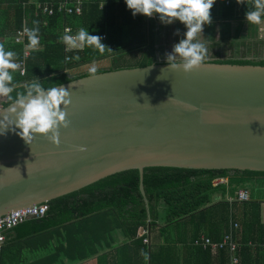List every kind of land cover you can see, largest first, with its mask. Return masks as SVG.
I'll return each mask as SVG.
<instances>
[{"label":"trees","instance_id":"obj_1","mask_svg":"<svg viewBox=\"0 0 264 264\" xmlns=\"http://www.w3.org/2000/svg\"><path fill=\"white\" fill-rule=\"evenodd\" d=\"M29 1L13 0V5L7 7L3 6V0L0 1V47L13 51L15 62H19L24 45L14 42L12 38L22 28L27 16L28 25L38 29V43L44 46L41 50L31 51L26 59L24 76L20 75L18 68L12 73L11 86L14 90L23 91L25 85L33 80H38L45 87H52L92 75L89 69L82 70V67L107 58H111L112 64L95 68L94 74L165 62V47L160 44V38L169 28H164L155 20H146L142 14L133 16L131 10L115 0H105L103 5L101 0H81L80 15L59 10L60 3L65 0H37L40 6H27ZM68 1L74 3L77 0ZM47 3L55 8L52 15L43 10ZM233 8L231 2L223 10L230 13ZM216 9L215 0L210 11ZM120 12L126 14L127 20H114ZM64 26H71L76 31L83 28L101 37L104 35L102 43L106 47L103 51L87 45L82 49L65 50V45L60 41ZM26 42L29 43L28 40ZM133 50L140 51L136 64L124 66L123 59L119 57ZM77 56L79 59H74ZM206 61L205 57L203 62ZM212 61L264 65V59L235 57ZM3 106H7L6 100ZM221 179L225 182H220ZM254 184L264 188V171L146 167L143 172L144 196L140 190V171L129 169L47 202L49 209L44 217L26 219L13 229L24 226L27 234L35 233L39 240L46 238L42 233L49 230L48 234L51 233L59 241V247L67 248L70 254L76 252L75 257L71 255L77 261L105 251L98 256V261L109 264L106 249L116 246L115 235L121 231L125 242L115 248L114 262L110 264H119L118 259L124 253L130 259L128 264H230L227 249L214 252L209 246L195 245L194 241L205 235L213 242H220L229 232L232 219L241 224L234 232L236 240L241 243L237 252L240 258L238 264H261L259 254L254 253L248 243L264 244L262 202L259 201L263 199L264 191H258L261 193L259 197L251 192L250 200L245 202L226 200L228 195L234 200L239 189H251L250 185ZM216 197L220 200L216 201ZM237 204L242 208L240 214L234 212ZM29 229L34 231L29 232ZM141 229L148 230L146 236L149 243H144L145 235H139ZM11 230L6 232L8 236ZM157 238L162 239L163 243L155 244ZM178 243L186 249L181 260L176 253Z\"/></svg>","mask_w":264,"mask_h":264},{"label":"water","instance_id":"obj_2","mask_svg":"<svg viewBox=\"0 0 264 264\" xmlns=\"http://www.w3.org/2000/svg\"><path fill=\"white\" fill-rule=\"evenodd\" d=\"M57 86L70 103L56 144L0 135V216L129 169L144 196L146 167L264 171V65L159 61Z\"/></svg>","mask_w":264,"mask_h":264},{"label":"clouds","instance_id":"obj_3","mask_svg":"<svg viewBox=\"0 0 264 264\" xmlns=\"http://www.w3.org/2000/svg\"><path fill=\"white\" fill-rule=\"evenodd\" d=\"M124 3L133 16L142 14L152 17L155 14L165 25L178 21L184 26L182 34L180 29L174 31L179 38L172 44L171 50L163 54L168 68L189 72L204 61L209 50L197 36L202 35L203 26L211 22L210 9L215 0H124ZM236 3L247 4V0H236ZM262 17L264 0H253L250 8L247 5L245 20L259 24ZM37 31L33 28L26 33L32 47L38 44ZM102 39L80 28L75 34L63 35L62 42L69 48L82 49L87 45L103 51L106 45ZM17 68L15 53L0 47V97L5 98L7 103L0 114V135L16 131L26 143H30L34 134H44L56 144L58 128L68 124L64 108L70 103L69 92L63 86L45 87L38 80L27 83L23 91L14 90L11 86L12 73ZM89 72L94 74L96 69L90 68Z\"/></svg>","mask_w":264,"mask_h":264},{"label":"crops","instance_id":"obj_4","mask_svg":"<svg viewBox=\"0 0 264 264\" xmlns=\"http://www.w3.org/2000/svg\"><path fill=\"white\" fill-rule=\"evenodd\" d=\"M12 1L13 0H3V6L7 7L13 5L11 4ZM115 1L119 2L121 5H125L124 0H115ZM227 1H229V4L226 3ZM104 2L106 3L105 0H101L102 5L104 4ZM231 2L234 4V8H233L234 10L230 13H226V10H223V7L229 6ZM216 3H217V9L215 11H210L212 17L211 22L208 24V26L204 25L202 35L198 34L197 36V39L204 42L209 50L207 52L206 59L218 60V59H227V58H235V57L256 59V60L264 59V17L261 18V22L259 24L248 23L244 18V13L247 11V5L250 8L251 5L253 4V0H247V4L246 3L237 4L236 0H216ZM32 4L38 5L39 3L37 0H30L27 6H31ZM117 16L118 17L114 18V20H127L125 17L126 16L125 13L122 14L120 12V15ZM28 18L29 17L27 16L24 18V20H28ZM146 20L149 19L146 17ZM162 25L165 26L164 28H166V26L167 28L169 27L178 28L180 29L181 34L185 30L184 26L178 21L177 23L173 22L168 25L165 24ZM165 32L166 30L163 32L160 38V44L162 46H164L165 44L164 43V38L166 34ZM207 37L210 40H208ZM160 44H158L157 47ZM31 48L33 51L41 50L44 48V46L38 43L35 47L31 46ZM134 51H138L140 55L139 50H134ZM165 52L166 50H164V53ZM111 64H112L111 58H107L99 62L93 63L91 65H88L87 67H82V69L87 70L93 67L94 68L108 67ZM4 100L5 98L0 97L1 102H4ZM248 190L251 194L250 189ZM257 196L259 197L260 195ZM262 197L263 199L261 200L259 199V201L262 202L261 222L264 223V196ZM215 200L216 201L220 200V198L216 197ZM226 200L230 202H241L237 199V193L234 200L229 195L226 196ZM237 205L238 208H236L234 212L236 214H240L242 208L240 209L239 206L240 204ZM234 223H238V225H240L238 226V228L241 227L239 221H233L231 219L230 229ZM26 231L27 229H24L23 226L18 230L15 229L11 230L9 236L8 233L6 234V241L4 243L2 252L0 253V264H100V262L98 261V256L105 253V251H101V253H99L98 255H93L92 257L86 260L77 261L74 259L76 252L74 251L71 252V254L74 256L73 257L67 248L64 249L59 247L60 245L59 241H57V239H54V237L51 236V233L48 234L49 230H46L44 231V233H42L45 234L46 237L43 240H39L36 237L37 235H35V233H30L29 235L27 234ZM31 231L34 230L29 229V232ZM62 232H64V230H62ZM139 233H140L139 235H142L141 230L139 231ZM115 237H116V246L110 250L106 249L107 252L109 253V258L107 262L109 264L111 262H114L113 257H115L116 249L125 242L124 239L125 237L123 236L121 231H118ZM161 242L163 243V240L160 238H157L155 240V244L157 245L160 244ZM248 244L249 246H252L253 248L252 250L254 251V253L259 254L258 257L260 258L259 259L260 263L264 264V244L255 245L252 244L251 242H249ZM240 245L241 243H239V247ZM176 251H177L176 253L179 255L180 260L181 257L186 254L185 252L186 249L185 246L183 247V244H179L178 249L176 248ZM118 261L119 264H128V261L130 262V259H128V257L124 253L123 256L118 259Z\"/></svg>","mask_w":264,"mask_h":264},{"label":"built area","instance_id":"obj_5","mask_svg":"<svg viewBox=\"0 0 264 264\" xmlns=\"http://www.w3.org/2000/svg\"><path fill=\"white\" fill-rule=\"evenodd\" d=\"M229 4V1L226 2ZM40 6V4H39ZM43 10L48 15H52L55 11V8L52 4H45L43 6ZM59 10H64L68 14H78L80 15L82 13V1L77 0L74 3L69 2L68 0H65L64 2H61L59 5ZM147 17V16H146ZM148 19L155 20L159 24L161 23L156 15L154 14L152 17H147ZM177 22V21H174ZM32 30V28L28 25L27 20H24L23 26L21 29H18L16 33L13 35V41L16 43H20L24 45L23 53L21 56V59L19 60L18 64V71L20 75L24 76L26 74V59L30 56V53L32 51L31 46L26 42L27 40V31ZM77 31L72 28L71 26H64L60 41L62 42V37L65 34H75ZM103 37H105L103 35ZM39 41V37H38ZM63 43V42H62ZM64 44V43H63ZM65 45V44H64ZM76 48H69L65 45V50H71ZM69 58L66 57V61H68ZM3 106V102L0 101V108ZM222 182V180H219ZM250 192L246 188H242L237 192V199L241 202L249 201L250 200ZM49 206L47 203H42L39 205L21 208L14 210L6 215L0 216V253L2 252L4 243L6 241V232L8 230L13 229L20 223H22L24 220L29 218H42L46 215L48 212ZM238 223H234L228 233H226L223 237V239L220 242H213L211 239L205 235H202L199 239L194 241L195 245H201L204 248L211 247L214 252H216L218 249H227L230 254V264H238L239 258L237 255L239 243L235 239L234 232L238 228ZM142 235H147L148 230L147 229H141ZM145 243H149V238L146 236L144 238Z\"/></svg>","mask_w":264,"mask_h":264},{"label":"rangeland","instance_id":"obj_6","mask_svg":"<svg viewBox=\"0 0 264 264\" xmlns=\"http://www.w3.org/2000/svg\"><path fill=\"white\" fill-rule=\"evenodd\" d=\"M174 23H177V22H174ZM206 26H207V24H206ZM176 29H178V28L169 27V29H168V31H167V33L165 35V38H164V43H165L164 44V47H165V50L166 51H170L172 44L175 41H177V39H178V36L177 35H174V31ZM138 55H139V52L133 50L132 52H129L128 54L121 55L119 57V59H123L122 62L124 63V66H132V65H135L136 64V61H137L136 58L138 57ZM221 180H222V182H225L224 179H221ZM250 188H251L250 191L253 194L254 193L255 194L257 193V195H261L260 192L264 191V188H260V186L258 184L250 185ZM259 190H260V192L258 193Z\"/></svg>","mask_w":264,"mask_h":264}]
</instances>
